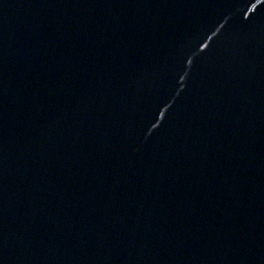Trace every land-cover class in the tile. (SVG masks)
Returning a JSON list of instances; mask_svg holds the SVG:
<instances>
[{
  "label": "water",
  "instance_id": "95a60500",
  "mask_svg": "<svg viewBox=\"0 0 264 264\" xmlns=\"http://www.w3.org/2000/svg\"><path fill=\"white\" fill-rule=\"evenodd\" d=\"M0 264H264V0H0Z\"/></svg>",
  "mask_w": 264,
  "mask_h": 264
}]
</instances>
